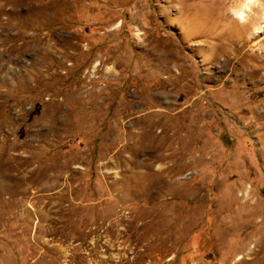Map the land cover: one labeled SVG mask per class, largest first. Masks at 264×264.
<instances>
[{
	"label": "rangeland",
	"instance_id": "obj_1",
	"mask_svg": "<svg viewBox=\"0 0 264 264\" xmlns=\"http://www.w3.org/2000/svg\"><path fill=\"white\" fill-rule=\"evenodd\" d=\"M263 13L0 0V264H264Z\"/></svg>",
	"mask_w": 264,
	"mask_h": 264
},
{
	"label": "bare ground",
	"instance_id": "obj_2",
	"mask_svg": "<svg viewBox=\"0 0 264 264\" xmlns=\"http://www.w3.org/2000/svg\"><path fill=\"white\" fill-rule=\"evenodd\" d=\"M248 1V0H247ZM249 1H251V0H249ZM248 5H250V3L248 4ZM242 7V6H241ZM245 8H247L246 6H245ZM246 11V10H245ZM239 17H243V9H240L239 8V10H237L236 12H235ZM246 15V14H245ZM244 19V18H243ZM263 19H264V13H263Z\"/></svg>",
	"mask_w": 264,
	"mask_h": 264
}]
</instances>
